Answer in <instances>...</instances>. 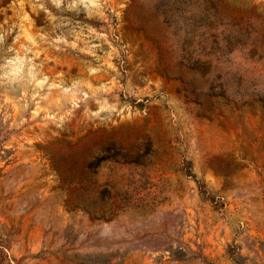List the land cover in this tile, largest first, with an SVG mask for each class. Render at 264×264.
<instances>
[{
  "label": "rangeland",
  "instance_id": "1",
  "mask_svg": "<svg viewBox=\"0 0 264 264\" xmlns=\"http://www.w3.org/2000/svg\"><path fill=\"white\" fill-rule=\"evenodd\" d=\"M0 264H264V0H0Z\"/></svg>",
  "mask_w": 264,
  "mask_h": 264
}]
</instances>
